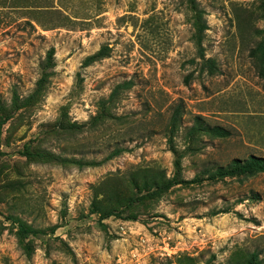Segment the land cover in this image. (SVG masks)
Instances as JSON below:
<instances>
[{
	"label": "rangeland",
	"instance_id": "rangeland-1",
	"mask_svg": "<svg viewBox=\"0 0 264 264\" xmlns=\"http://www.w3.org/2000/svg\"><path fill=\"white\" fill-rule=\"evenodd\" d=\"M261 42L264 0H0V264H264V173L209 178L264 157Z\"/></svg>",
	"mask_w": 264,
	"mask_h": 264
},
{
	"label": "trees",
	"instance_id": "trees-1",
	"mask_svg": "<svg viewBox=\"0 0 264 264\" xmlns=\"http://www.w3.org/2000/svg\"><path fill=\"white\" fill-rule=\"evenodd\" d=\"M108 47H103L100 51H98L96 54H93L89 57H87L85 64L89 65L91 63H95L96 60L99 58H103L108 55L106 52ZM259 52L260 53V58L262 60V63L264 65V42H261L257 47L256 50H254V53ZM200 117H196V123L198 124L201 122ZM194 128V127H193ZM192 128V129H193ZM195 129V128H194ZM206 131L210 132L216 137H222V138H227L231 135V132L224 128L223 126H207L205 128ZM122 150L116 149L111 153L109 158H113L114 156H117L118 154L121 153ZM258 173H264V157L263 156H258L255 154L250 155L247 159H233L232 162L227 165V166H220L217 167L216 171L211 172L209 175V178L211 180H222L227 178L228 176H242V175H255ZM134 182L139 186L138 179L141 178L145 181L146 186H153L156 189H163V190H168L171 188L174 184L179 183V181L171 180L168 179L167 176L164 174L162 171H157V170H143V175L139 176L137 173L133 175ZM198 179H193L190 182H196L199 180ZM153 181V182H151ZM115 210H109L105 213V217H108L110 215L115 214ZM20 232L22 234H29V233H34L36 234L37 231L35 230H30L28 229L24 224L20 223ZM256 256V255H254Z\"/></svg>",
	"mask_w": 264,
	"mask_h": 264
}]
</instances>
